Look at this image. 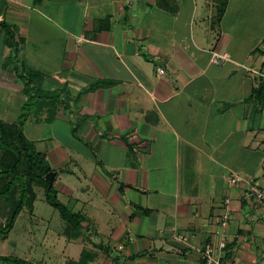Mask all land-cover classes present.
I'll return each instance as SVG.
<instances>
[{"label":"crops","instance_id":"0c3cea01","mask_svg":"<svg viewBox=\"0 0 264 264\" xmlns=\"http://www.w3.org/2000/svg\"><path fill=\"white\" fill-rule=\"evenodd\" d=\"M214 14L212 0H0L15 43L0 36V88L25 102L21 66L41 74L50 134L34 118L35 133L29 118L21 131L57 200L84 218L75 235L59 216L51 264H204L206 244L221 264L264 263V220L245 196L264 186V104L251 95L264 81V0H229L218 26ZM213 50L230 60L211 64ZM14 256L0 254L39 264Z\"/></svg>","mask_w":264,"mask_h":264},{"label":"trees","instance_id":"16d2710c","mask_svg":"<svg viewBox=\"0 0 264 264\" xmlns=\"http://www.w3.org/2000/svg\"><path fill=\"white\" fill-rule=\"evenodd\" d=\"M228 1L212 0L215 10L212 19L214 26L219 25ZM0 36L9 48L14 46V33L9 24L0 22ZM21 67L22 72H19L18 77L25 80L23 93L28 96L21 108L23 110L21 113L25 112V114L13 123L0 120V221H3L0 224V237L7 236L22 210L25 209L29 214L33 212L36 198L35 188L44 190L45 202L57 210L69 230L78 235L84 218L80 214L71 213L64 204L57 200V192L53 186L55 176L51 174L52 168L46 161L45 155L38 152L22 134L21 128L29 115L27 109L29 101L38 96L41 74L24 65ZM251 95L258 104H264V81L259 82L258 88L253 89ZM47 99H50V96ZM82 260L81 256L80 261L76 264H80ZM0 262L30 264L9 257H0Z\"/></svg>","mask_w":264,"mask_h":264},{"label":"rangeland","instance_id":"374dc122","mask_svg":"<svg viewBox=\"0 0 264 264\" xmlns=\"http://www.w3.org/2000/svg\"><path fill=\"white\" fill-rule=\"evenodd\" d=\"M15 63H9V68H14ZM18 82L19 79H16ZM0 88V119L6 122H12L19 117L22 118L25 112L22 114L21 110L23 103L21 96L13 98L12 92H2ZM50 98H54L51 96ZM41 96V100H46ZM38 96L32 98L29 101V107L27 106L29 118V127L33 129L35 133L36 123L34 120H38V125H43L42 134H50L47 131L44 122L40 121L43 111L38 106ZM15 104V105H14ZM22 115V116H21ZM25 121V122H26ZM34 139L36 138L33 134ZM36 201L34 214L31 216L25 209L22 210L18 216L14 227L7 234V239H0V254L16 257L14 255H20L21 257H29L30 261L39 264H51L55 263L59 253L62 252L65 244V238L60 236L64 222L60 219L57 211L45 202L44 190L41 188H35Z\"/></svg>","mask_w":264,"mask_h":264},{"label":"built area","instance_id":"2783aa9c","mask_svg":"<svg viewBox=\"0 0 264 264\" xmlns=\"http://www.w3.org/2000/svg\"><path fill=\"white\" fill-rule=\"evenodd\" d=\"M230 60V56L227 53H219L215 50L210 52V62L213 65H221L227 61ZM157 73L159 75H163L165 71L162 68L157 69ZM241 181V178L236 175H231L230 177V183L231 184H237ZM246 197H253L254 200L257 202L259 208H260V217L264 220V186L262 187L258 182H254L251 185H249L247 192L245 193ZM225 205L229 203L228 200L224 201ZM230 219L229 210L227 207L224 208V211L221 215V218L219 220V225L221 229H225L228 226V222ZM175 240L179 242H187L188 240H191L192 238L185 237L180 234L174 233ZM225 242L224 240H221L218 243V249L223 250L225 249ZM201 257L204 261V264H221L216 260L214 256V249L210 244H206L203 249L200 251ZM264 264V263H262Z\"/></svg>","mask_w":264,"mask_h":264}]
</instances>
